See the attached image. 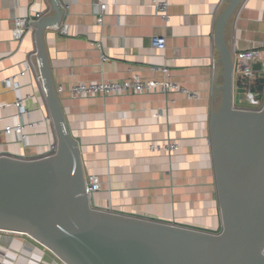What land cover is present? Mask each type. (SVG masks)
Returning <instances> with one entry per match:
<instances>
[{
  "label": "crops",
  "instance_id": "obj_1",
  "mask_svg": "<svg viewBox=\"0 0 264 264\" xmlns=\"http://www.w3.org/2000/svg\"><path fill=\"white\" fill-rule=\"evenodd\" d=\"M105 2L100 24V0H59L62 21L45 32L54 85L84 175L97 174L102 180L96 204L217 232L222 217L211 119L222 83L215 27L227 0H169V20L157 13L152 0ZM36 12L56 16L52 0H0V156L41 158L58 143L44 79L39 77L37 28L21 39L14 33L16 17ZM155 36L166 38L164 49L152 45ZM226 39L232 51H264V0L242 1L227 23ZM161 68H167L168 75ZM135 74L168 80L179 88L92 97H74L70 90L78 81L122 80ZM243 76L237 65L235 92ZM14 77L13 83L6 81ZM18 98L24 99L27 110L22 115L15 105ZM19 122L26 124L24 140L5 132ZM167 140L180 148H151ZM0 264L66 263L27 233L0 231Z\"/></svg>",
  "mask_w": 264,
  "mask_h": 264
},
{
  "label": "water",
  "instance_id": "obj_2",
  "mask_svg": "<svg viewBox=\"0 0 264 264\" xmlns=\"http://www.w3.org/2000/svg\"><path fill=\"white\" fill-rule=\"evenodd\" d=\"M242 1L227 0L215 27L222 83L220 103L212 111L211 141L221 230L101 210L95 198L90 201L80 151L66 124L46 53L45 32L64 14L59 0H52L56 16L35 23L58 151L37 159L0 156V230L31 235L66 264H264V105L257 111L235 105L236 67L226 39L227 23ZM261 68L255 64L256 70ZM243 75L238 92L262 100L264 71L253 84Z\"/></svg>",
  "mask_w": 264,
  "mask_h": 264
},
{
  "label": "built area",
  "instance_id": "obj_3",
  "mask_svg": "<svg viewBox=\"0 0 264 264\" xmlns=\"http://www.w3.org/2000/svg\"><path fill=\"white\" fill-rule=\"evenodd\" d=\"M152 1L156 8L157 13L160 14L166 20H169V13H168L169 4H170L169 0H152ZM100 4L102 9V15L99 16L98 22L100 24H103L104 21L103 16L107 9V3L105 2V0H100ZM42 17L43 14H41V12H36L34 16L16 17L15 30H14L15 37L21 39L27 33V31L36 28L35 23L39 21ZM55 27L58 28V25L52 28ZM152 45L156 48L164 49L166 47V38L164 36H155L152 38ZM97 46L99 50L102 51V47H103L102 43H98ZM232 54H233L234 66L236 67L237 65H240L245 76L249 78L250 84L255 83L257 78L260 76V72L264 71V51L258 48H251L240 51L233 50ZM102 57L103 60L107 59L104 54H102ZM256 62H261L262 64V68L260 71L255 69ZM161 70L166 75H168L167 68H161ZM25 73L26 71H23L21 74L23 75ZM39 77L43 78L41 72ZM14 79L15 77L9 78L6 81L11 84V81L13 83ZM16 86H18L17 83ZM159 88H161L162 90H170V89H178L179 86L176 83L170 82L168 80L159 81L156 79H144L138 74L133 75L131 78L122 79V80H100V81H91V82L78 81L70 86V90L74 97L77 96L92 97L96 95H102V96L122 95V94H127L129 92L140 94L144 92H153ZM188 94L192 96L191 93L188 92ZM248 98L254 105H260V104H262V106L264 105V95L261 100L258 99L256 95L249 92ZM15 105L19 109V115H22L23 113L27 112L26 108L24 107V99L22 98L16 99ZM25 126L26 124L19 122L15 126H7L5 128V132L8 134L16 133L19 137L23 138L24 140ZM151 148L153 150H159V151L166 150L168 152H174L180 148V144L173 140H167L165 143L152 144ZM57 151H58V143H53L51 145L50 152L41 158L54 155L57 153ZM102 185H103L102 180L100 176L97 174H89L85 177V191L92 203H93V199L95 198L96 192L102 190L103 188ZM95 207L102 210V208H99L97 204L95 205ZM221 228L222 225L220 227V230Z\"/></svg>",
  "mask_w": 264,
  "mask_h": 264
},
{
  "label": "rangeland",
  "instance_id": "obj_4",
  "mask_svg": "<svg viewBox=\"0 0 264 264\" xmlns=\"http://www.w3.org/2000/svg\"><path fill=\"white\" fill-rule=\"evenodd\" d=\"M219 96L221 97V91L219 92ZM234 103L237 106L247 107L246 109L253 110V111L259 110L262 106V104L257 105V106L252 104V102L248 98V91L247 92H238V91L235 92Z\"/></svg>",
  "mask_w": 264,
  "mask_h": 264
}]
</instances>
